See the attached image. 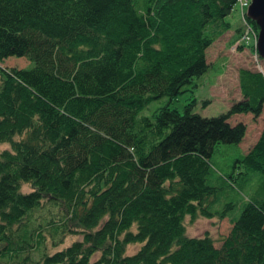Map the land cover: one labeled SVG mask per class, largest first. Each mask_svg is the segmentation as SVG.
I'll use <instances>...</instances> for the list:
<instances>
[{"label": "trees", "instance_id": "1", "mask_svg": "<svg viewBox=\"0 0 264 264\" xmlns=\"http://www.w3.org/2000/svg\"><path fill=\"white\" fill-rule=\"evenodd\" d=\"M235 1L0 0V61L32 62L0 65V264L18 251L23 264H264V124L242 150L244 123L228 120L260 113L262 72L238 67L220 113L190 111L191 97L138 114L192 92ZM233 195L217 244L186 233L184 216L221 218Z\"/></svg>", "mask_w": 264, "mask_h": 264}, {"label": "rangeland", "instance_id": "2", "mask_svg": "<svg viewBox=\"0 0 264 264\" xmlns=\"http://www.w3.org/2000/svg\"><path fill=\"white\" fill-rule=\"evenodd\" d=\"M226 17L233 25L217 36L205 48V58L209 67L205 69V71L197 78H195L196 85L193 87L192 92L185 89L170 99H168L166 95L153 98L138 110V114H150L156 107L161 106L164 103L170 107H176L178 111L182 112L184 104L189 102L191 97L194 98V101L188 106L190 111L197 112L201 115L217 114L224 111L231 101L239 98L240 96L236 78V70L238 67H247L259 70L264 75V58L259 57L255 53L253 46H250L252 43H245L242 47L238 48L236 46V39H232V32L234 30L233 26L239 25L241 29L243 27V31L247 26L244 19L240 16V10L236 2L231 6V9ZM247 40H250V37H248ZM0 65L5 67H29L32 65V62L23 55H7L2 58ZM228 120L231 123L237 120L244 123L245 130L243 136L238 142V146L242 150H245L252 144L263 127L264 101L259 114L252 115L250 112H235L230 114ZM4 146H8V143H0V148ZM213 157L216 159L214 162L215 171L217 173H225L227 166L224 165V160H222L221 156L218 154H213ZM21 188L26 190L28 189V185L23 183ZM225 192L230 194L233 192V189L226 187ZM222 198L226 199L227 197ZM230 198L234 200V206L231 208L229 213H227V215H224L221 218H216V216L204 217L197 215L190 219L187 215L184 216L186 233H207L213 238L215 244H217L220 241L221 236L225 234L229 228V217L236 215L239 211L240 199H238L236 195H233ZM219 205L220 203L215 201L213 206ZM39 214L44 215L41 208L33 210L31 215L36 218ZM76 236L79 237L80 235L69 234L65 237L62 243H65ZM47 244H49L48 241ZM136 247V243H131L128 244L125 249L127 252H131ZM23 256L24 251H18L12 255V258L15 261L18 260V264H23L20 260ZM30 256L32 258H36L37 254L33 253ZM95 256L96 253L92 255L91 259Z\"/></svg>", "mask_w": 264, "mask_h": 264}, {"label": "water", "instance_id": "3", "mask_svg": "<svg viewBox=\"0 0 264 264\" xmlns=\"http://www.w3.org/2000/svg\"><path fill=\"white\" fill-rule=\"evenodd\" d=\"M245 15L256 24L257 33L254 46L258 56L264 58V0H249Z\"/></svg>", "mask_w": 264, "mask_h": 264}, {"label": "built area", "instance_id": "4", "mask_svg": "<svg viewBox=\"0 0 264 264\" xmlns=\"http://www.w3.org/2000/svg\"><path fill=\"white\" fill-rule=\"evenodd\" d=\"M238 2V5H239V8H240V11L242 10V8L246 5V0H236ZM247 28L245 29L246 32H244V34L242 35L244 38H247L249 35H252L254 36V33L253 31L248 27L246 26ZM250 33V34H249ZM249 34V35H248Z\"/></svg>", "mask_w": 264, "mask_h": 264}]
</instances>
